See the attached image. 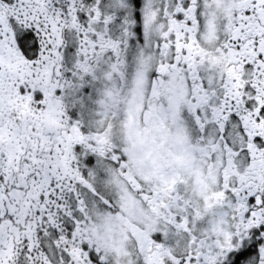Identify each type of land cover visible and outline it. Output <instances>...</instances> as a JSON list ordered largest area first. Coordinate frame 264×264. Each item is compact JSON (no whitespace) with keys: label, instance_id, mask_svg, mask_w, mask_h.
<instances>
[{"label":"snow or ice","instance_id":"1","mask_svg":"<svg viewBox=\"0 0 264 264\" xmlns=\"http://www.w3.org/2000/svg\"><path fill=\"white\" fill-rule=\"evenodd\" d=\"M0 264H264V0H0Z\"/></svg>","mask_w":264,"mask_h":264}]
</instances>
